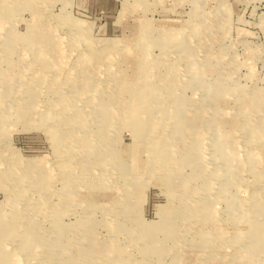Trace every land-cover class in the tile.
Instances as JSON below:
<instances>
[{
  "label": "rangeland",
  "instance_id": "rangeland-1",
  "mask_svg": "<svg viewBox=\"0 0 264 264\" xmlns=\"http://www.w3.org/2000/svg\"><path fill=\"white\" fill-rule=\"evenodd\" d=\"M263 203L264 0H0V264H264Z\"/></svg>",
  "mask_w": 264,
  "mask_h": 264
},
{
  "label": "bare ground",
  "instance_id": "bare-ground-1",
  "mask_svg": "<svg viewBox=\"0 0 264 264\" xmlns=\"http://www.w3.org/2000/svg\"><path fill=\"white\" fill-rule=\"evenodd\" d=\"M138 104V103H137ZM139 106V105H138ZM137 108V107H136ZM147 110V109H146ZM139 111V110H138ZM137 113V112H136ZM61 122V121H60ZM150 125V124H149ZM143 135V134H142ZM166 136V135H165ZM158 142V141H157ZM163 154V153H162ZM264 204V203H263ZM173 211V210H172ZM175 212V211H174Z\"/></svg>",
  "mask_w": 264,
  "mask_h": 264
}]
</instances>
